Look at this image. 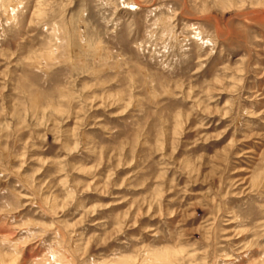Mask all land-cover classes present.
Here are the masks:
<instances>
[{"label":"rangeland","instance_id":"374dc122","mask_svg":"<svg viewBox=\"0 0 264 264\" xmlns=\"http://www.w3.org/2000/svg\"><path fill=\"white\" fill-rule=\"evenodd\" d=\"M0 264H264V0H0Z\"/></svg>","mask_w":264,"mask_h":264}]
</instances>
